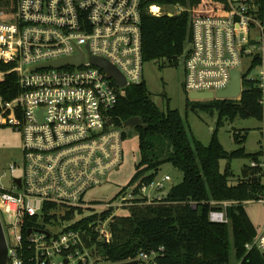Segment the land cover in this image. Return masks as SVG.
<instances>
[{
  "label": "built area",
  "instance_id": "2783aa9c",
  "mask_svg": "<svg viewBox=\"0 0 264 264\" xmlns=\"http://www.w3.org/2000/svg\"><path fill=\"white\" fill-rule=\"evenodd\" d=\"M180 1L17 0L12 21H0V83L16 74L20 91L9 101L0 96V127L15 128L23 144L22 163L11 164L0 175V218L4 233L10 229L15 236L13 245L7 240L5 264H159L165 247L115 262L105 260L100 252L113 239L110 225L117 211L163 202L171 176L148 184L137 181L130 192L122 193V203L114 212L112 203L88 198L125 160V129L111 118L123 89L90 59L111 62L125 77L126 87L142 83L143 16L162 17L168 8L179 15L187 10ZM227 3L225 16L192 19L182 86L187 94L216 97L230 87L235 71H240L242 85L244 79L256 82L261 92V149L247 170L252 181L258 178L261 183L264 205V0ZM82 56L83 63L42 67ZM257 57L262 63L254 67ZM262 66L259 76L251 78L253 70ZM238 203L212 201L210 221L229 223L226 209ZM45 204L80 213L71 221L44 223ZM191 206L196 209L195 203ZM108 211L112 214L103 219ZM34 218L38 221L26 229L25 240L26 220ZM79 222L84 223L75 228ZM62 224L61 231L51 230ZM262 227L246 244L247 252L258 248L264 256Z\"/></svg>",
  "mask_w": 264,
  "mask_h": 264
},
{
  "label": "trees",
  "instance_id": "16d2710c",
  "mask_svg": "<svg viewBox=\"0 0 264 264\" xmlns=\"http://www.w3.org/2000/svg\"><path fill=\"white\" fill-rule=\"evenodd\" d=\"M180 3L187 10L174 17L167 14L162 17L143 16L142 52L145 64L156 62L163 63V66H178L191 40L192 19L198 16H225L229 9L227 0H181ZM16 9L17 0H0V21H12ZM261 63V57H257L254 67ZM243 85V95L236 101L197 103L186 99L188 109L211 114L216 112L218 115L217 126L208 146L190 133L179 110L169 107L164 112L156 105L144 80L121 90L111 118L114 124L125 129L124 141L128 138L124 123L129 118L139 117L143 123L134 128L138 135L141 160L136 165L129 187L137 181L147 184L154 181L168 163L178 169L184 178L181 184L167 192L163 202L149 205L139 203L132 205L127 215L114 216L110 225L113 239L110 244L100 247L105 260L125 261L142 251L165 247L159 264H237L241 259L243 264H264L263 253L258 248L247 252L246 244L256 239L259 230L253 226L243 203L260 200L263 195L261 183L258 178L252 181L250 176L246 179L240 177L236 181L231 167L234 159L248 157L254 160L257 156L246 154L245 148L229 153L218 139L219 128L225 120L261 119L258 85L246 79ZM19 94L17 75H8L0 83V96L4 101H9ZM233 139L236 143L246 140L245 137L240 139L239 133ZM223 160L227 164L222 171ZM212 201L239 202L226 209L229 223L210 221ZM192 203L196 204V209L192 208ZM79 213L80 210L45 204L43 221H71ZM111 214L112 211L104 212L102 218L106 219ZM37 221V218L26 220L23 229L25 240L26 229ZM84 222H79L75 228Z\"/></svg>",
  "mask_w": 264,
  "mask_h": 264
},
{
  "label": "rangeland",
  "instance_id": "374dc122",
  "mask_svg": "<svg viewBox=\"0 0 264 264\" xmlns=\"http://www.w3.org/2000/svg\"><path fill=\"white\" fill-rule=\"evenodd\" d=\"M170 14H175L178 10L172 8L167 9ZM191 11V9H189ZM189 48V44L187 48ZM248 63L245 62L243 70L246 71ZM262 67L256 68L250 74V77H257L260 74ZM144 81L147 87L153 94V100L156 105L162 111H166L169 107L173 110H179L182 118L187 123L190 133L204 145L208 146L212 141L213 131L217 126V113L211 114L203 110L188 109L186 99L189 98V94L185 91L182 86L185 69L183 57L180 59V63L176 67L164 65L163 63L148 62L144 66ZM240 98L235 99L240 100ZM197 102V101H193ZM208 102V101H201ZM198 103V102H197ZM262 124L257 119H243L236 118L234 121L225 120L224 125L219 128L218 139H220L225 150L227 152H234L237 149L245 148L246 154L255 155L261 149V134L260 128ZM128 131V138L125 140V155L124 162L119 170L113 171L102 187L96 188L89 192L88 198L97 199L103 202H109L114 205L113 212L117 209V205L122 203L120 195L121 191L127 188L130 192L134 188L135 184L129 187L131 180L136 171V165L140 162V151L138 135L134 128L126 129ZM239 133L240 139L245 137L244 142H235L233 136ZM22 135L15 128L11 126L0 127V175L6 173L11 164L22 162ZM252 159L248 157H242L234 159L231 162L233 174H235V180L238 181L242 177L241 171L251 166ZM227 161L221 162V170L223 171L226 167ZM18 174V172H17ZM166 175L171 176V181L167 182L165 194L176 185L183 182L182 173L176 169L172 164H166L162 167L160 173L157 175V180H162ZM9 183L8 180L5 184ZM236 183V182H235ZM245 210L250 217V220L254 227L259 231L263 228L264 224V205L260 200L251 201L244 204ZM118 215H127L128 212L125 209L117 211ZM65 224V223H64ZM61 226H54L51 228L53 232H59L63 228ZM7 240L9 244L13 245L15 242L14 233L10 229L5 230Z\"/></svg>",
  "mask_w": 264,
  "mask_h": 264
},
{
  "label": "water",
  "instance_id": "95a60500",
  "mask_svg": "<svg viewBox=\"0 0 264 264\" xmlns=\"http://www.w3.org/2000/svg\"><path fill=\"white\" fill-rule=\"evenodd\" d=\"M170 17H174L173 14L168 13L167 14ZM81 60H78V58L75 59H65L61 61H57L55 63L46 64L42 67H57V66H63V65H75V63L84 61V56L80 58ZM90 62L92 65H95L99 67L102 71H104L108 77V79H112L118 88L126 89L127 82L121 71H119L111 62L107 61L104 58H99L96 56H92L90 59ZM243 95V85H242V76L240 71H235L232 74V82L230 84V87L227 90L218 92V94L213 95L212 93H191L189 94V99L191 101H213V100H235L237 98L242 97ZM126 129L135 128L137 126H142V120L139 117H132L129 118L128 121L124 123ZM243 179H246L249 174L248 170L245 168L241 171ZM30 231H28L29 233ZM46 232V231H44ZM48 235H50L49 232H46ZM9 251L7 247V239L6 235L4 233L2 221L0 218V264H5L8 259ZM135 264V262L131 263Z\"/></svg>",
  "mask_w": 264,
  "mask_h": 264
}]
</instances>
